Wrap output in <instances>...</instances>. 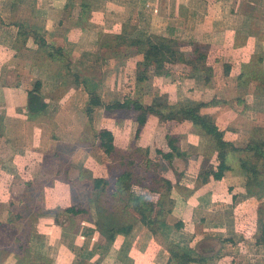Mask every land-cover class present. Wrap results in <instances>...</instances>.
Returning <instances> with one entry per match:
<instances>
[{"label":"crops","instance_id":"0c3cea01","mask_svg":"<svg viewBox=\"0 0 264 264\" xmlns=\"http://www.w3.org/2000/svg\"><path fill=\"white\" fill-rule=\"evenodd\" d=\"M229 1L234 5L223 19L222 0H0V225L31 218L34 225L24 246L8 244L0 264H180L172 257L178 246L197 260L186 264H264V187L261 197L257 186L248 187L250 172L259 170L258 153L244 151L264 140V9L257 11L264 0ZM237 19L243 24L228 22ZM150 37L184 45L169 75L152 70L138 84L143 55L131 41ZM38 83L45 108L32 112L29 93ZM161 95L169 108L205 105L201 114L214 119L228 144L222 179L215 175L220 159L213 139L193 123L179 126L177 117L152 114L140 129L133 112L106 110L135 99L154 106ZM92 98L103 106H93ZM82 113L92 122L93 143L65 132L68 122L81 130L73 117ZM101 130L112 133L117 151L140 147L151 165L166 167L170 213L156 234L126 198L115 208L97 201L105 191L113 195L120 176L100 146ZM173 136L176 151L168 143ZM54 144L52 152L47 146ZM86 177L91 189L83 188ZM183 178L187 183L176 185ZM95 180L111 185L96 188ZM132 192L162 201L140 185ZM88 193L93 196L85 200ZM71 208L76 215L65 212ZM128 227L129 234L120 232Z\"/></svg>","mask_w":264,"mask_h":264},{"label":"trees","instance_id":"16d2710c","mask_svg":"<svg viewBox=\"0 0 264 264\" xmlns=\"http://www.w3.org/2000/svg\"><path fill=\"white\" fill-rule=\"evenodd\" d=\"M184 43L177 40L166 39L163 37H150L145 40H132L131 46L137 47L140 54L143 55V60L137 66V83H143L148 80L149 73L153 70L156 76L169 75L168 65L174 64L177 60L178 49L183 46ZM200 60H203L204 57L200 56ZM41 89V83H38L34 90L29 93V108L32 112H40L44 110L45 106L42 104L41 97L39 96ZM91 104L93 106H103L99 98H92ZM204 104H200L194 108L182 107L176 109L175 107L169 108L168 105L163 106L161 103L156 102L154 106L145 107L143 103L138 100L127 101L126 103H118L116 105H107L106 110H127L135 114L136 121L139 124L140 129L145 126L148 116L152 114L159 115L162 120H174L178 115H181L184 121L193 123L197 128L200 129V132L211 137L214 141V145L219 152L220 165L218 171L216 172V177L222 179L224 177V172L228 170L226 166L225 156L226 148L228 144L223 139V134L216 126L214 119L210 116H204L201 114V109L204 107ZM163 109L167 110L168 113L164 112ZM91 111H87V115L91 116ZM140 129H138L137 135H139ZM97 138L100 142V146L104 152L109 156L118 155L116 147L114 145V137L111 132L107 130H101L97 134ZM178 138L168 137L169 146L173 151H176V147L173 145L177 143ZM244 151L256 152L262 156L263 164L259 170H252L250 176L248 177V187L250 185L257 186L258 189L264 187V140H255L246 146ZM158 154L163 157L164 160L171 161L174 157L173 154H166L162 151H158ZM115 159V157H114ZM159 163V162H158ZM161 164V163H160ZM135 167V163H130ZM129 168V165H124ZM129 170V169H128ZM134 173L124 172L120 176L116 177L113 182V196L123 197L126 196L128 202V208L134 213L139 215V220L150 230L156 234L158 231V223L160 220L167 216L170 211L165 210L167 205V199L170 191L172 190V183L165 179L161 178L163 181L160 183L159 188L151 189L154 192H158L161 195L162 201L158 205L153 202H148L143 198L135 195L132 192L134 185L130 182ZM125 182H130L129 186ZM94 185L96 188L104 187L110 185V182L105 180H95ZM138 185V184H137ZM142 186V185H140ZM145 187V186H142ZM148 188V187H146ZM252 193V192H251ZM256 196L261 197L263 194L259 191L254 193ZM156 206H160L159 210H156ZM170 210V209H169ZM68 214H77L76 208H71L65 211ZM261 213V212H260ZM132 230V227L121 229L120 232L129 234ZM262 238L264 239V226L260 228ZM172 257L174 261H179L180 264H186L188 262V255L183 253L178 247L172 248Z\"/></svg>","mask_w":264,"mask_h":264},{"label":"rangeland","instance_id":"374dc122","mask_svg":"<svg viewBox=\"0 0 264 264\" xmlns=\"http://www.w3.org/2000/svg\"><path fill=\"white\" fill-rule=\"evenodd\" d=\"M233 5L234 4H233L232 1L222 0V7H223V10H224L223 15H222L223 19H225L226 16L230 15L231 7ZM259 5L260 6L257 9L258 15H259V13H261L262 9H264V2L259 4ZM241 7H243V6H241ZM243 21H244L243 19H240V20L237 19V21H235V22H233V21H228V22L232 26H238V23H240L242 25ZM161 97L162 98H161V100H158V103H161L163 106H166V105L170 106L168 104L167 100H165V98H164L165 96L161 95ZM186 104H190V103L189 102H185V103H182V104H177V106H175V108L179 109V108H182V107H186V106H183V105H186ZM163 111L168 113V111L165 110V109H163ZM133 115H134V113L129 114V116H133ZM73 120L78 123L77 125L81 127V130L79 131V129L74 128V127H70L69 128V125L71 123L68 122V123L64 124L67 127V129H68V130H65V132L70 133L71 135H76L77 132H78L79 134H81L80 136L83 135L85 137L86 141H88V139H89L93 143L94 142L93 138H95V136H93V135H94L95 131L92 130V127L90 126V123L92 125V122H91V120H87L86 113L74 115ZM176 122H178L177 124H179V126H180V125H182V123H180V122H185V121L183 120L181 115H178ZM177 124L173 123L172 126L177 125ZM71 126H72V124H71ZM83 128H85V129H83ZM159 137H160V134L158 135V138ZM16 140L19 141L18 143L22 142V138H17ZM25 141H27V143H28V141H29L28 138H27V140L25 139ZM56 145L57 144H54L52 146L48 145L47 148L51 147V150L53 152V151L56 150ZM212 146L213 145H211V148H212ZM64 150L67 153H71V149L68 148V147L64 148ZM146 151L147 150H144V149H142L140 147H131V148L127 149L126 151H123V150L122 151H117L118 155L114 156L115 159H114V163L112 164L113 167H114V174H116V175L120 174L121 175V174H123L124 172H127V171L130 172V173L133 172L134 175H133L132 179H130V182L132 181L131 183H133L132 185L135 186V185L138 184V185H142V186H145V187H148V188H151V189L159 188V186L161 185L160 183H162V185L164 184L162 179H160V177L164 178L163 175L165 173L166 167H163L160 163H155V166L151 165L150 161L147 158L148 157V153ZM259 155L256 154V156H257L256 157V163L254 164L257 168H261V166L263 164L262 156L260 157ZM47 161H48V159H47ZM130 163H132V164L135 163L136 164L135 167L130 165ZM124 165H129V168L125 167ZM165 165L169 167L170 163H167ZM177 180H178V178H177ZM130 182H127V183L125 182V184H127V186H129ZM45 183L47 184V186L49 185L47 182H45ZM84 183H85V186L83 188L91 189V186H93V180H92L91 177H86V180H84ZM185 183H187V182L183 178V179H179V183H177L176 185L182 186ZM110 185H111V183H110ZM41 189H42V187H41ZM41 189H39V188L35 189L37 193H35L34 199H36L38 201H40V199H41L40 196H39V195H41V193H40ZM259 190L260 189H258V192H259ZM31 191H33V189L29 190V192H31ZM87 192L88 191H85V193H87ZM29 195H30V197L27 196V198H25L26 201H25V204H24L25 206L24 207H27L26 205L28 204V201L30 203V199H32L31 198L32 195L31 194H29ZM100 195H102V196H97V201L98 202L104 203V204H107V203L111 204L114 208L118 207V205H119V201L118 200L121 197H119V198L117 197L116 198L113 195H109V193L106 192V191L103 192ZM89 196H93V195L91 193H88V196L87 195L85 196L84 194H82V197H84L85 200H87L89 198ZM126 196H123L122 198H126ZM126 199H123V201L126 200ZM123 205L124 204L122 203L121 206H123ZM2 206H4V205H2ZM27 210H28L27 213L29 214L30 213V208L27 209ZM118 210L116 211V213L118 212ZM0 212H4L2 208H0ZM113 214H115V212ZM30 215H31V213H30ZM13 217H15V216L13 215ZM31 222H32V218L29 219L27 222L25 220H18V222H17V223H19L18 226H4V225H0V235L3 236V239L0 241V247H1V249H0V259H3L4 255L7 253V251H6L7 249L10 250V247L8 246L9 243L11 244V248L12 247H16V246H24L25 245L26 241L30 238V236H32V232L34 230V225H32ZM8 238L11 239V241L8 240ZM129 246L131 247V244ZM178 248L181 250V248L179 246H178ZM187 249H189V248H186V249L181 250V251L183 253H185L186 252L185 250H187ZM190 251H192V250H190ZM186 254H187V252H186ZM191 254H192V252H191ZM191 259H192V261H197V260H195L196 258H194V256L192 258H190V256H189L188 263L191 262ZM197 259H199V258H197ZM174 264H175V262H174Z\"/></svg>","mask_w":264,"mask_h":264}]
</instances>
